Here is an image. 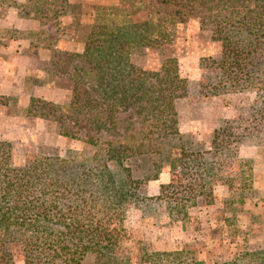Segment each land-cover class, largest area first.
Wrapping results in <instances>:
<instances>
[{"label": "trees", "instance_id": "1", "mask_svg": "<svg viewBox=\"0 0 264 264\" xmlns=\"http://www.w3.org/2000/svg\"><path fill=\"white\" fill-rule=\"evenodd\" d=\"M198 8L205 10L199 15L201 25H209L212 39L222 47L219 58L200 59L202 67L218 72L217 80L201 84V94L213 100L233 95L249 112L244 135L230 133L229 121L214 135L227 148L234 141H259L264 126V0H121L101 6L83 50L55 49L52 55L71 90L69 108L94 124L96 136L88 139L95 146L93 155L47 141L41 154H16L15 134L1 127L0 264H17V252H22V264H132L130 258L117 260L115 250L125 234L121 221L134 200L149 211L159 204L174 224L189 220V208L198 197L215 201L208 181L215 172L213 162L184 147L188 134L176 101L187 94V79L180 75L177 58L162 51L179 22ZM147 10L158 16L134 17ZM37 39L34 46H49L45 34L40 32ZM133 47L146 48L145 65L131 61ZM152 51L157 55H150ZM68 64L72 67L65 71ZM81 86L86 88L83 95ZM35 104L33 98L24 115L34 113ZM133 106L140 129L121 135L117 113ZM62 119L59 133L77 136L62 128ZM137 159L139 163L132 162ZM173 252L170 261L185 264L180 255L188 252L184 248L153 254L168 261ZM201 252L204 258L193 259V264L264 262L262 246L242 250L228 261L206 260L214 249L203 243L197 244ZM153 254H146L145 262L152 264Z\"/></svg>", "mask_w": 264, "mask_h": 264}, {"label": "crops", "instance_id": "2", "mask_svg": "<svg viewBox=\"0 0 264 264\" xmlns=\"http://www.w3.org/2000/svg\"><path fill=\"white\" fill-rule=\"evenodd\" d=\"M7 18L4 16L0 19V27L8 33L15 29L27 31L42 28L36 19L16 16L12 22L13 18ZM1 36L0 32V41H3L4 36ZM18 40L20 42L10 37L7 43H0V119L6 121L18 117L11 109H27L33 98L65 102L70 95L69 89L55 84L52 88L45 81L50 77V82L55 83L58 76V72L50 70L52 50L46 46H34L31 38ZM72 40L75 42H67L66 48L75 52L83 50L82 41ZM7 98L12 99L7 101ZM196 101L201 104L197 109L198 115H195V105L199 104ZM176 106L188 118L183 126L188 134L185 150L201 152L205 161H211L215 166V172L208 177L215 201L197 198L195 205L189 208V220L183 224L171 223L159 204L157 209L149 211L138 202L127 211L124 226L129 236L124 237L117 246V260L130 258L132 264H149L145 262L146 254L165 248L169 251L184 248L188 252L180 254L181 260L185 264H193V259L204 258L203 252L197 253V244L203 243L214 249V254H209L206 260L215 258L228 261L242 250L252 251L251 246L255 249V245H264V126L258 135L259 141H234L227 148L214 132L219 130L221 123L229 121L230 133L244 135L247 132L245 119L249 117V112L218 107L211 97H193L191 93L179 98ZM261 119L264 125V115ZM36 121L39 129L41 122L38 118ZM21 126L16 128L14 125L13 130H22ZM121 248L128 251L120 255L118 251ZM173 254L176 253L170 254L166 262L153 254L152 264H173L170 261ZM86 258L92 260L93 256L88 254ZM17 264L22 263L17 261Z\"/></svg>", "mask_w": 264, "mask_h": 264}, {"label": "rangeland", "instance_id": "3", "mask_svg": "<svg viewBox=\"0 0 264 264\" xmlns=\"http://www.w3.org/2000/svg\"><path fill=\"white\" fill-rule=\"evenodd\" d=\"M156 1L157 0H153L154 3H156ZM119 2H121V0H67L66 3H63V0H0V19L5 16V18L9 17L7 20L13 18L12 22H14L16 16L28 19L31 18L39 20L42 27L41 29L27 31H19L15 29L12 33L5 32L3 28L0 27V32L4 36H1V38L3 37V41H0V43H7L10 37H14V40L16 41H19L18 38L24 41H26L27 38H31L33 41H39L37 36L41 32V34H45L50 38L47 45L49 44L48 48L52 50V55L55 49L59 51H72V49L66 48L65 44L67 42L73 43L74 40L70 41L71 38H74L77 41H82V43L85 44L91 31V26L95 23L98 17L97 8L101 6H114L119 4ZM159 7L162 10L167 9L164 5ZM174 8L175 7H171L170 10ZM13 13H15V15ZM204 13L205 10L200 11L198 8L195 12H189L186 14L187 16L184 20L177 25L172 41L166 43L162 49L163 54L175 57L178 60L180 75L187 79V94L185 97L190 95V93L193 97H205V95L201 94V84L204 82L203 80L214 81L218 79L217 70L202 67L200 64L201 58L213 57L217 59L221 56L222 52L220 41L212 39L209 25H201V17L199 15ZM157 16L158 14H156V12L147 10L139 12L134 17L136 19H151ZM146 53L147 50L145 47H133L129 50V57L136 65L143 66L146 63ZM150 55L155 56L157 54L152 51ZM63 66L65 71H68L72 67L70 64ZM50 70L51 72H58V76L57 79L54 80L55 83L53 81L51 83L49 77L48 80H45L48 82L47 84L52 88H54L55 84L57 87L59 86L69 89L65 82L67 80L66 76L64 73L59 72V67L55 68L53 62H51ZM84 89L86 90L84 86H81L80 93L82 95L84 94ZM69 91V100L65 102H54L53 100L34 98L36 100V104L32 109L34 113L24 115L28 108H18L17 111L11 109V112H16L18 116L16 119L12 120V118H10L7 121L2 118L0 119V136L2 125H5L10 133L12 132L15 134L13 144L14 153L30 155L41 154L45 151L44 147H48L45 144L47 141L50 144H57L59 147L82 152L89 157L93 155L95 146L91 142H88V139L96 136L94 124L89 123L84 115L77 114L75 110L69 108L71 90L69 89ZM9 99L11 100L12 98H7L5 100L8 101ZM262 99L264 100V92L262 93ZM178 101L179 99H177V102ZM44 103L45 105L42 106ZM192 103L195 102L193 101ZM196 103L199 102L196 101ZM213 103L218 107L223 106L234 111H243L244 107L239 105L235 96L228 94H223L219 98L214 99ZM184 105L186 104H183V106ZM200 107V103L195 105V115L199 114L197 109ZM40 113H42V115H39ZM26 116H29L30 118H25ZM59 116H63L62 128L71 131V133L76 132L77 136L72 138L59 133V131H61ZM37 118L41 122L39 129L36 124ZM117 118L119 120L118 131L121 135L123 133L124 135L136 133L140 129L139 117L137 116L135 106L131 107L129 110L119 111V113H117ZM187 119L188 118L184 112L180 113L181 127L185 125ZM20 124L22 125L20 127L22 130H13L14 125H16L17 128ZM109 137L113 138V136L106 135V138ZM116 137L121 138V136ZM132 162L139 163L140 160L137 159ZM138 202L139 201L134 200L131 203L132 206L130 205L127 208V211L130 207H135ZM125 218L120 224L125 234L118 239L116 243L117 246L123 241L122 239L128 235V231L124 226ZM258 246L264 247V245H255V248ZM250 248L255 250L252 246ZM127 251L128 250L125 248H121L118 253L122 255ZM15 257L20 263L23 259L22 252H17ZM245 257H248L249 259V256ZM247 263L248 261H239L238 264ZM261 264H264V262Z\"/></svg>", "mask_w": 264, "mask_h": 264}]
</instances>
